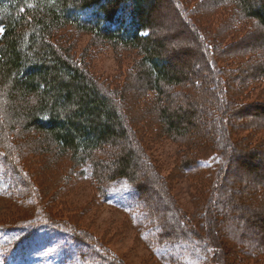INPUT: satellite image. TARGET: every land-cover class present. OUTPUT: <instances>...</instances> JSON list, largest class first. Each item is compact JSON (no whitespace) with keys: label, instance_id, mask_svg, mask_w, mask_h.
Segmentation results:
<instances>
[{"label":"rangeland","instance_id":"374dc122","mask_svg":"<svg viewBox=\"0 0 264 264\" xmlns=\"http://www.w3.org/2000/svg\"><path fill=\"white\" fill-rule=\"evenodd\" d=\"M173 1L157 0L154 36L165 43L164 52L175 56V67L187 76L185 82L201 78L207 87H215V82L206 78L200 45ZM179 1L188 21L212 48L220 69L214 78L223 83L225 100L231 105L236 101L264 102V27L255 19L243 17L235 1ZM57 39L59 44L71 48L74 58L104 87L117 93L118 87L125 85V98L119 97V106L133 117V135L127 141H112V149L100 154L103 164L109 165L115 150L132 147L133 139L137 141L150 163L146 175L156 174L153 183L160 182L165 196L185 213L184 221L200 238L195 239L198 249L184 245L172 251L179 256V263L159 261L160 249L145 235L146 221L135 206L136 192L126 180L117 178L104 183V200L99 185L91 178L89 165L67 171V158L34 149V139L19 134L7 145L19 155L17 158L13 156L12 161L8 157L5 163L0 152V264H96L83 261L77 254L78 248H86L72 240L74 231L86 239L88 251H96L112 264H264V113L249 110L238 118L232 115L225 134L229 144L213 139L212 146L209 143L199 147L196 158L204 169L185 172L180 163L187 157L178 155L180 145L166 139L159 129V115L153 108L155 94L136 89L140 86L135 78L137 51L111 46L100 37L71 27L52 40ZM242 80L253 84L241 86ZM188 84L180 88L181 95L171 98V111L182 99L192 102L200 108L194 125L203 132L211 129L213 135H209L215 138L218 124L208 119L219 115L217 97ZM249 154L254 156L256 167L244 165ZM224 156L230 160L225 172L220 169ZM14 167L28 173L30 189L23 187L19 193L7 189L15 175H6L5 169ZM215 180H219L222 207L210 201ZM151 186L153 193L148 201L155 207L161 189L159 185ZM40 211L54 223L47 224L38 215ZM218 247L220 251L216 250Z\"/></svg>","mask_w":264,"mask_h":264},{"label":"trees","instance_id":"16d2710c","mask_svg":"<svg viewBox=\"0 0 264 264\" xmlns=\"http://www.w3.org/2000/svg\"><path fill=\"white\" fill-rule=\"evenodd\" d=\"M230 1H235L243 17L255 19L264 27V0ZM156 2L157 0H0V152L5 163L8 157L13 161L19 155L7 145L11 142L10 139L26 134L34 139V149L53 151L56 158H67V171L75 172L84 165H89L91 178L99 185L104 200L107 196L102 185L123 178L136 192L135 206L141 209L142 220L146 221L145 235L148 234L154 246L161 250L158 254L159 261L179 263V256L172 251L175 252L184 245L197 250L195 239L200 238L187 226L184 221L185 213L162 192L160 182L153 183L156 174L150 173L153 179L146 175L145 170L151 167L140 144L133 139L132 147L121 146L115 150V155L110 156L107 166L100 157L102 152L112 149V141H127L133 135L130 124L133 117L119 106V97L123 95L125 98V85L118 87L117 93L114 89L104 87L79 59L74 58L69 46L59 44L58 39L52 40L60 31L71 27L100 37L111 46L137 51L139 59L135 78L140 86H136V89L140 93L151 91L155 94L153 108L159 115L160 131L166 139L181 146L178 155L187 157L182 160L180 167L185 172L204 169L205 166L196 158V149L209 143L212 146L213 139L228 145L229 138L225 135L228 132V119L241 117L249 110L264 113V102L244 104L245 102L236 101L231 105L225 100L224 85L219 78H214L220 69L210 44L188 21L180 1L174 0L176 10L200 45L204 71L208 75L206 78L214 81L216 86L207 87L205 79L201 78H190L191 82H185L187 76L184 70L175 67V56L164 52L165 43L154 36L152 28ZM188 83L194 88L215 93L217 97L219 115H210L208 119L209 122L218 124L215 138L209 135H213L211 129L203 132L204 130L194 125V118H197L195 113L200 108L197 109L192 102L182 99L180 105L171 111V98L173 95H181L180 88L189 85ZM251 84L242 80L241 86L249 87ZM17 126L19 130H16ZM36 136L39 137L38 140L35 139ZM253 159L254 156L249 154L244 165L248 168L256 167ZM229 161V157L224 156L220 164L221 171H227ZM16 169H5L6 175L11 172L12 176L15 175L10 180V185L7 184V189H14L17 193L23 187L30 189L28 173ZM217 182L219 180H215L210 201H216L222 207L224 200L219 198L220 184ZM151 185H159L158 188L161 189L155 207L148 201V196L153 193ZM40 213L38 215L47 224L54 223L45 212ZM72 235L76 245H84L86 248L82 250L80 247L77 251L83 261L114 263L99 253L96 254V251H88L86 239H83L80 232L78 234L74 231ZM216 250L220 251V248Z\"/></svg>","mask_w":264,"mask_h":264}]
</instances>
